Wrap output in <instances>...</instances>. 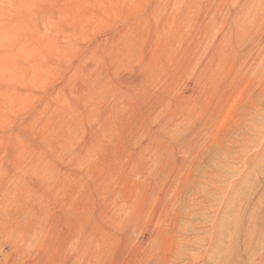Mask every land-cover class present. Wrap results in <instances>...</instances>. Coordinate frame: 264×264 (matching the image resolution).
Listing matches in <instances>:
<instances>
[{
  "label": "rangeland",
  "instance_id": "rangeland-1",
  "mask_svg": "<svg viewBox=\"0 0 264 264\" xmlns=\"http://www.w3.org/2000/svg\"><path fill=\"white\" fill-rule=\"evenodd\" d=\"M193 236L182 264H264V0H0V264Z\"/></svg>",
  "mask_w": 264,
  "mask_h": 264
},
{
  "label": "bare ground",
  "instance_id": "bare-ground-1",
  "mask_svg": "<svg viewBox=\"0 0 264 264\" xmlns=\"http://www.w3.org/2000/svg\"><path fill=\"white\" fill-rule=\"evenodd\" d=\"M228 150L229 149H225L224 151H222L223 154L227 155L228 154ZM223 165H225V163H223ZM217 166H221V163L219 162L217 164ZM215 173H216V171H215ZM207 178H208V181H206V182H208V183H206V184L211 185L210 187H215V186L218 185V184H216V180H218V179L215 177L214 174H212V175L207 174ZM204 187H206V186H204ZM204 193H205L206 196H208L209 193H210V190L206 189V190H204ZM207 198L208 197H203L200 200H198V202L202 204V203H204L206 201ZM194 200H197V199H194ZM191 212H192V215H194V216H203L202 212L201 211L199 212V210H196V211L192 210ZM179 238H180V242L182 243V245L184 247L183 248H178V249L175 250V252H174V256L175 257L171 260V262L169 264H182V263H184L183 261H185V258L189 257V255L191 253L190 250L188 249V246L191 247L195 243V241H197V239H195L194 236L193 237H188V238H186V237H179ZM211 244L213 246L214 242L211 243ZM203 264H206V263H203Z\"/></svg>",
  "mask_w": 264,
  "mask_h": 264
}]
</instances>
